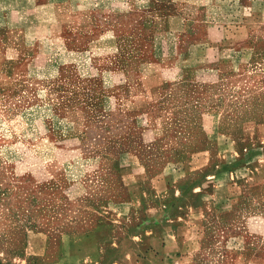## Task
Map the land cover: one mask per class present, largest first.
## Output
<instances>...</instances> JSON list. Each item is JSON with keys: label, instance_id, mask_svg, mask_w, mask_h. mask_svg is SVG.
<instances>
[{"label": "rangeland", "instance_id": "1", "mask_svg": "<svg viewBox=\"0 0 264 264\" xmlns=\"http://www.w3.org/2000/svg\"><path fill=\"white\" fill-rule=\"evenodd\" d=\"M3 27L0 22V264H55L72 254L85 260L93 246L80 238L123 220L120 207L137 190L135 152L150 156L168 151L174 137H205L220 114L227 130L236 129L230 114L248 111V96L263 92L264 71L250 69L164 85L158 100L125 101L129 86L118 84L119 77L136 76L124 69L135 58L92 47L99 29L80 36L55 30L50 37L35 29V37L9 38ZM145 122L158 130L169 122L167 133L145 131ZM263 217L210 218L218 227L207 230L197 264L226 258L240 233L262 237Z\"/></svg>", "mask_w": 264, "mask_h": 264}, {"label": "crops", "instance_id": "2", "mask_svg": "<svg viewBox=\"0 0 264 264\" xmlns=\"http://www.w3.org/2000/svg\"><path fill=\"white\" fill-rule=\"evenodd\" d=\"M0 22L9 38L99 29L92 47L135 58L124 69L136 76L119 77L129 86L125 101L158 100L160 87L205 82L210 72L264 71V0H0ZM248 102V111L230 114L236 129L227 130L220 114L205 137H174L168 151L150 156L135 152L141 175L131 204L120 207L123 220L80 238L93 246L85 260L72 254L55 264H197L207 230L218 227L210 218L264 215V86ZM146 123L145 131L158 130ZM236 241L235 251L212 264H264V234L240 233Z\"/></svg>", "mask_w": 264, "mask_h": 264}]
</instances>
